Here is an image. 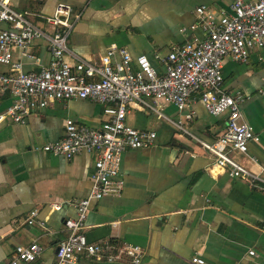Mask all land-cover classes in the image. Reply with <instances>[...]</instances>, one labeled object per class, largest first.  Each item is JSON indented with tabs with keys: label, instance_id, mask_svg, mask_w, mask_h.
<instances>
[{
	"label": "crops",
	"instance_id": "crops-1",
	"mask_svg": "<svg viewBox=\"0 0 264 264\" xmlns=\"http://www.w3.org/2000/svg\"><path fill=\"white\" fill-rule=\"evenodd\" d=\"M14 8L30 13L40 26L58 3L70 4L81 13L68 38V47L85 61L97 62L113 44L132 56L145 54L162 70L161 57L176 44L200 38L195 8L207 5L216 13L228 11V0H11ZM0 27L6 24L0 23ZM264 50L253 49L245 63L230 57L223 61L222 86L240 91L247 100L241 120L259 135L248 144L247 154L235 160L264 176ZM65 60L72 63L69 56ZM13 61L24 71L39 70L51 61L42 39L25 54L13 50ZM8 67L0 64V71ZM263 91V92H262ZM128 106L126 121L156 133L147 148L128 149L121 158L120 196L91 202L85 221L89 241L106 242L117 252L124 246L140 248L139 264H193L199 256L211 264H264V189L246 179L231 177L213 163L201 141L212 142L223 132L226 115L213 116L193 94L185 120L174 105L156 99ZM11 103L0 92V111ZM153 103V104H152ZM151 109V110H150ZM99 128L102 107L90 100L56 101L31 113L26 122L0 123V264H10L16 245L37 241L42 252L34 264H55L58 244L67 231L64 221L76 215L74 203L91 188L95 154L81 151L70 159L52 155L42 146L64 133V122ZM182 120V130L174 122ZM36 209L34 224L25 222ZM252 250L253 254L249 251ZM93 264H132L126 255Z\"/></svg>",
	"mask_w": 264,
	"mask_h": 264
},
{
	"label": "built area",
	"instance_id": "built-area-1",
	"mask_svg": "<svg viewBox=\"0 0 264 264\" xmlns=\"http://www.w3.org/2000/svg\"><path fill=\"white\" fill-rule=\"evenodd\" d=\"M195 14L196 22L190 28H200L202 36L174 45L160 58L159 70L147 55L132 56L127 48L115 44L97 62L83 60L68 47V38L81 17L70 4L58 3L52 15L43 17L45 26H40L29 12L14 8L11 0H0V23L6 24L0 27V64L8 67L0 71V92L11 98L8 107L0 111V123L9 120L23 124L31 113L53 102L73 99L99 104L104 115L99 128L66 118L62 137L42 146L44 152L66 159L81 151L95 154L90 191L74 203L75 217L64 221L67 235L57 246L55 264H93L90 260L95 257L116 261L122 254L130 257L132 264L140 263L138 246L127 245L113 252L109 244L89 241L85 233L91 202L120 196L123 191L120 165L124 151L155 143V131L127 123L128 106L133 102L160 115L148 99L172 104L190 120L194 112L188 107L192 95L197 94L210 115H226L223 132L212 142L201 141L213 163L225 168L231 177L264 189V176L233 157L234 152L247 154L248 144L260 140L253 127L241 120L247 97L240 91L226 92L222 86L225 58L245 63L251 50H264V0H228V11L220 14L199 5ZM36 39L45 42L51 61L37 71H24L20 62L13 61V50L25 54ZM66 56L72 63L65 60ZM261 60L264 62V56ZM182 123L180 119L174 122L180 130ZM37 212L32 210L25 222L34 224ZM41 252L37 241L16 245L10 264H34ZM190 262L211 264L199 256L191 257Z\"/></svg>",
	"mask_w": 264,
	"mask_h": 264
},
{
	"label": "trees",
	"instance_id": "trees-1",
	"mask_svg": "<svg viewBox=\"0 0 264 264\" xmlns=\"http://www.w3.org/2000/svg\"><path fill=\"white\" fill-rule=\"evenodd\" d=\"M6 94V96H8V93H5Z\"/></svg>",
	"mask_w": 264,
	"mask_h": 264
},
{
	"label": "rangeland",
	"instance_id": "rangeland-1",
	"mask_svg": "<svg viewBox=\"0 0 264 264\" xmlns=\"http://www.w3.org/2000/svg\"><path fill=\"white\" fill-rule=\"evenodd\" d=\"M153 104V103H152ZM146 110H148L147 108H146ZM151 110V109H150Z\"/></svg>",
	"mask_w": 264,
	"mask_h": 264
},
{
	"label": "water",
	"instance_id": "water-1",
	"mask_svg": "<svg viewBox=\"0 0 264 264\" xmlns=\"http://www.w3.org/2000/svg\"><path fill=\"white\" fill-rule=\"evenodd\" d=\"M57 250V249H56Z\"/></svg>",
	"mask_w": 264,
	"mask_h": 264
}]
</instances>
